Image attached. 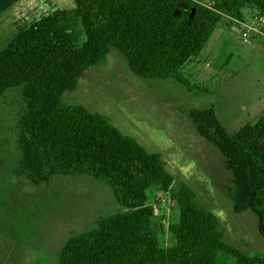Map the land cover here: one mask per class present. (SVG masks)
I'll return each instance as SVG.
<instances>
[{
  "label": "trees",
  "instance_id": "obj_1",
  "mask_svg": "<svg viewBox=\"0 0 264 264\" xmlns=\"http://www.w3.org/2000/svg\"><path fill=\"white\" fill-rule=\"evenodd\" d=\"M19 1L0 0V16ZM195 1L211 2L235 18L239 2L264 12V0ZM73 2V9H53L19 25L0 51V96L21 88L25 103L28 138L18 142V176L39 185L54 175H88L106 183L127 210L71 235L57 264H264V258H249L224 243L218 218L196 203L190 187L181 183L172 190L174 178L160 154L123 135L104 115L64 102V94L74 92L83 73L111 49L142 79H172L188 92L211 94L183 70L201 54L222 17L192 0ZM180 3L189 8L174 18ZM189 116L195 123L207 121L198 131L217 147L234 176L233 211L256 214L264 240V115L232 135L221 126L214 106ZM159 192H169L178 212L167 249L159 245L163 228L151 204Z\"/></svg>",
  "mask_w": 264,
  "mask_h": 264
},
{
  "label": "rangeland",
  "instance_id": "obj_2",
  "mask_svg": "<svg viewBox=\"0 0 264 264\" xmlns=\"http://www.w3.org/2000/svg\"><path fill=\"white\" fill-rule=\"evenodd\" d=\"M73 7V0L19 1L0 16V51L22 23L53 9ZM237 10L238 18L217 10L221 23L183 70L211 95L188 92L172 79H142L121 53L111 49L100 64L83 73L74 92L64 94V102L104 115L123 135L149 153L160 154L175 180L172 190L183 182L189 185L196 203L218 218L224 243L249 258H264L256 214L233 211L234 176L217 147L198 131L207 121L195 123L189 116L214 106L221 126L232 135L264 114V37L254 35L245 43L240 33L226 29L237 26L244 31L242 24L256 25L264 20V12L241 2ZM254 101L260 102L258 118L242 114L238 124L236 118ZM25 118L21 88L0 96V264H57L71 235L94 229L99 218L127 210L106 183L88 175H54L39 185L18 176L22 158L18 142L28 138ZM151 204L163 228L158 231L159 245L167 249L178 212L169 192L155 193Z\"/></svg>",
  "mask_w": 264,
  "mask_h": 264
},
{
  "label": "built area",
  "instance_id": "obj_3",
  "mask_svg": "<svg viewBox=\"0 0 264 264\" xmlns=\"http://www.w3.org/2000/svg\"><path fill=\"white\" fill-rule=\"evenodd\" d=\"M192 1L195 2L199 6H202L206 9H209L215 13H218L217 10L214 9L213 7H211L210 4H206L204 2L195 1V0H192ZM263 26H264V20L263 19H261L259 22H257L256 25L242 24V27H244L243 28L244 31H241L239 33L242 35L243 42L249 43L250 40L255 37L254 35L264 37Z\"/></svg>",
  "mask_w": 264,
  "mask_h": 264
},
{
  "label": "crops",
  "instance_id": "obj_4",
  "mask_svg": "<svg viewBox=\"0 0 264 264\" xmlns=\"http://www.w3.org/2000/svg\"><path fill=\"white\" fill-rule=\"evenodd\" d=\"M226 29L231 30L234 33L239 34L240 28L237 26H231L229 28L226 27ZM190 63V62H189ZM188 63V64H189ZM187 64V65H188ZM187 65L185 66V68L187 67ZM212 94V91H211ZM209 94V95H211ZM258 104H260V102H252L250 103V105L247 107V109H245L242 113L239 114L238 119L236 118V122H238V124H240L241 118H242V114L244 115L245 118L252 116L255 120L258 118V115L260 114V112H262L258 106ZM215 108V107H214ZM215 113H216V109H215ZM264 115V114H263ZM217 116V113H216ZM218 118V117H217ZM258 120V119H257ZM256 120V121H257ZM255 121V122H256ZM229 123H232V121H230ZM240 126V125H239ZM175 181V180H174ZM184 183V182H183ZM186 183V182H185ZM184 183V184H185ZM174 184V183H173ZM186 185L189 187V185L186 183Z\"/></svg>",
  "mask_w": 264,
  "mask_h": 264
},
{
  "label": "water",
  "instance_id": "obj_5",
  "mask_svg": "<svg viewBox=\"0 0 264 264\" xmlns=\"http://www.w3.org/2000/svg\"><path fill=\"white\" fill-rule=\"evenodd\" d=\"M188 8H189V5L188 4H186V3H180L178 5V8L174 11L173 17L174 18L177 17L180 14L181 9L187 10ZM194 11H195L194 9H191L190 16H189L190 19L193 18Z\"/></svg>",
  "mask_w": 264,
  "mask_h": 264
}]
</instances>
